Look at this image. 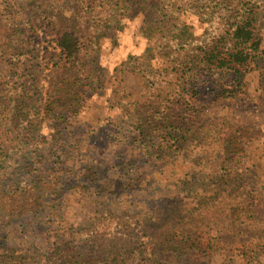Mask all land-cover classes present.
I'll return each instance as SVG.
<instances>
[{
    "label": "rangeland",
    "instance_id": "obj_1",
    "mask_svg": "<svg viewBox=\"0 0 264 264\" xmlns=\"http://www.w3.org/2000/svg\"><path fill=\"white\" fill-rule=\"evenodd\" d=\"M195 26L198 35L206 27L199 22ZM148 32L137 17L125 19L108 34L98 53L105 85L98 88L85 83L79 109L63 119L48 118L42 110L53 67L63 59L56 38L45 27L29 34L32 43L22 53L23 68L6 90L11 106L0 129V142L7 155L2 174L7 185L44 178L52 183V190L41 212L22 218H0V253L6 249L33 261H43L58 247L79 249L89 246V241L96 237H121L135 243L138 255L134 258L141 260L140 244L147 247L146 255L152 254L151 238L146 232L152 233L162 226L156 227L152 222L151 227L146 226L144 219L152 218L157 210L163 222H168L173 216L165 213L176 210L181 217H187L171 223L178 237L201 242L206 253L181 257V263L169 258V264L206 262L207 252L221 253L225 249L247 259L258 256V264H264V173L260 171V176L253 178L261 189L258 193L255 186L257 199L253 205L250 197L255 183L244 184L233 178L236 171L248 172L252 165L239 159L235 152L229 157L212 154L217 141L211 136L214 130L209 131L213 126L235 127L238 134H243L231 148L235 151L246 144L243 139L249 141L264 131V81L260 70L251 66V79L235 98L217 99L213 92L217 84L213 80L202 84V93L194 96L192 91L179 90L178 81L173 79L175 71L153 82L126 65L134 56L147 59L155 67L162 66V59L167 63L164 52L154 45L157 38L149 39ZM222 76L217 79L224 87L238 88ZM117 77L123 78L129 99L143 105L154 117L168 116L174 126L191 133V147H199L207 165L203 162V169L195 164L187 169L178 163L177 177L184 176L187 183L169 185L160 177H152V168H158L161 162L157 161L158 156L148 154V134L152 132L158 143L165 134L152 129L142 135L141 130L132 126L126 110L116 102L113 87ZM216 89L219 91L221 85ZM28 105L30 114L24 118ZM215 174H229L228 217L219 206L211 212L203 207L208 203L203 198L214 191L209 177ZM192 186H196V191ZM247 205L249 208H245ZM222 206L228 209L226 204ZM189 209L194 213H188Z\"/></svg>",
    "mask_w": 264,
    "mask_h": 264
},
{
    "label": "trees",
    "instance_id": "obj_2",
    "mask_svg": "<svg viewBox=\"0 0 264 264\" xmlns=\"http://www.w3.org/2000/svg\"><path fill=\"white\" fill-rule=\"evenodd\" d=\"M137 17L149 31L146 37H156L154 45L167 57V63L162 59L160 67H155L147 59L131 57L126 65L137 75L158 82L164 74L175 71L173 79L178 81L179 90L187 89L194 96L202 93V84L213 80L218 88L221 85L219 91L217 87L213 89L217 99L235 98L251 79L252 65L260 70L264 81V0H0V129L11 106L7 85L23 68L20 61L27 45L32 43L29 41L31 32L45 27L56 38L63 59L53 67L42 110L48 118L63 119L79 109L83 86L90 84L102 88L105 85V73L98 58L102 41L125 19ZM196 22L206 26L202 34H197ZM221 75L232 80L238 88L224 87L217 79ZM116 80L113 87L117 94L116 102L126 110L132 126L141 130L142 135L152 129L165 134L160 143L152 137V132L148 134L151 137L148 154L158 156L157 161L161 162L158 168H152V177H160L169 185L187 183L184 176L177 177L178 163L186 165L187 169L193 164L203 169L204 162L199 147H191V133L181 126H174L168 116L154 117L152 112L144 110L143 105L126 96L123 78L117 77ZM165 83L169 85V82ZM26 108L24 118L30 114V106ZM209 131H213L211 136H215L217 141L212 154L229 157L235 152L239 159H245L252 165L248 172L236 171L233 178L244 184L255 183L250 197L254 205L257 199L255 186L261 193L256 179L260 171L264 173V131L253 135L249 141L243 139L246 144L236 151L231 148L237 144V137L243 134H238L235 127L222 125L217 129L213 126ZM6 162L7 155L0 142V218H22L41 212L46 206L52 183L36 177L31 181L7 185L2 174ZM209 179L214 191L203 198L208 200L203 207L207 206L211 212L219 206V210L228 217L231 208V199L226 195L230 185L229 174H215ZM192 190L196 191V186H192ZM169 213L173 217L168 222H163L157 210L153 211L152 218L144 219L146 226L151 222L156 227L162 226L156 231L151 230L152 233L146 232L151 238L152 254L146 255L147 247L140 244L141 260L135 259L138 255L135 243L121 237H96L89 241V246L79 249L69 246L66 249L55 248L52 255L43 261H33L23 254L3 249L0 264H169L166 262L169 258L179 261L181 257L206 253L201 242L178 237L174 231L171 223L187 217H181L176 210L165 214ZM188 213L194 211L189 209ZM207 253L208 261L197 264H258L259 260L258 256L247 259L226 249L221 253Z\"/></svg>",
    "mask_w": 264,
    "mask_h": 264
}]
</instances>
